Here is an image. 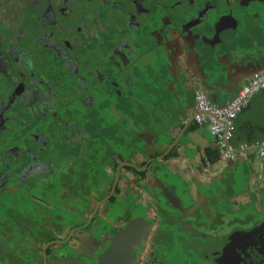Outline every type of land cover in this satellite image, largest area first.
Returning <instances> with one entry per match:
<instances>
[{"label": "flooded vegetation", "instance_id": "flooded-vegetation-1", "mask_svg": "<svg viewBox=\"0 0 264 264\" xmlns=\"http://www.w3.org/2000/svg\"><path fill=\"white\" fill-rule=\"evenodd\" d=\"M260 60L264 0H0V264H264V157L195 120Z\"/></svg>", "mask_w": 264, "mask_h": 264}, {"label": "built area", "instance_id": "built-area-1", "mask_svg": "<svg viewBox=\"0 0 264 264\" xmlns=\"http://www.w3.org/2000/svg\"><path fill=\"white\" fill-rule=\"evenodd\" d=\"M261 91H264V71L251 77L236 96L224 105L210 101L201 91L197 92L195 120L201 125L211 126L212 134L216 137L218 147L225 158L233 159L236 154L250 150H256L258 155L264 157V139L250 143L234 144L233 142L236 119L253 96Z\"/></svg>", "mask_w": 264, "mask_h": 264}, {"label": "rangeland", "instance_id": "rangeland-1", "mask_svg": "<svg viewBox=\"0 0 264 264\" xmlns=\"http://www.w3.org/2000/svg\"><path fill=\"white\" fill-rule=\"evenodd\" d=\"M259 96L256 98V100L254 101L253 105L255 104V106L258 108L261 104V102H263L264 100V94L260 93L258 94ZM258 115V114H256ZM255 115V116H256ZM264 114H260L259 116L255 117L252 115V112L246 110L244 112H241L238 116V118L236 119L237 121V129L238 134L242 135V134H248L251 137L254 138H261L263 135V130L259 129L260 126H263L264 124ZM251 121H256L253 125H251Z\"/></svg>", "mask_w": 264, "mask_h": 264}, {"label": "crops", "instance_id": "crops-1", "mask_svg": "<svg viewBox=\"0 0 264 264\" xmlns=\"http://www.w3.org/2000/svg\"><path fill=\"white\" fill-rule=\"evenodd\" d=\"M256 70H258V69H255V70H251V71H247V75H251L254 71H256ZM247 75H243V83L241 84V87L251 78V77H253L255 74H253V76H250V77H248L247 79H245V76H247ZM240 87V88H241ZM240 88L236 91V90H227V91H230L231 93H232V95L226 100V101H224L222 104H220V105H224L225 103H227L229 100H231L234 96H236V94H237V92L240 90ZM262 92V91H261ZM260 93V92H259ZM259 93H257L256 95H254L253 96V98L251 99V108L248 110V111H250V112H252V115L253 116H255L256 114H258V115H256L255 117H257V116H259L260 114L262 115V114H264V100H263V102H261L260 104V106L257 108L256 106H255V104L253 105V103H254V101L256 100V98L259 96L258 94ZM261 94H264V92H262V93H260V95ZM244 112V111H243ZM264 116V115H263ZM256 121H251V125H253L254 123H255ZM203 125H205V124H203ZM237 121H236V123H235V130H234V140H233V142H234V144H239V143H241V142H253V141H255V140H259V139H264V124H263V126H260L259 127V129H262L263 130V135H262V137L261 138H254V137H251L250 135H248V134H242V135H239L238 134V129H237ZM201 127V129L205 132V134L207 135V133H208V129L205 127V126H200Z\"/></svg>", "mask_w": 264, "mask_h": 264}, {"label": "water", "instance_id": "water-1", "mask_svg": "<svg viewBox=\"0 0 264 264\" xmlns=\"http://www.w3.org/2000/svg\"><path fill=\"white\" fill-rule=\"evenodd\" d=\"M263 60L261 61L260 60V64H261V68H259L258 70H256V71H254L251 75H247V76H245V79H247L248 77H250V76H253V74H256V73H260V72H263L264 71V64H263ZM228 90V89H227ZM226 90V91H227ZM262 92H264V91H262ZM262 92H260V93H262ZM251 108V102L246 106V108L243 110V111H246V110H249ZM242 111V112H243ZM262 230H264V224H261L259 227H257V228H255L253 231H251L250 233H249V236L251 237V238H254L255 236H257Z\"/></svg>", "mask_w": 264, "mask_h": 264}, {"label": "trees", "instance_id": "trees-1", "mask_svg": "<svg viewBox=\"0 0 264 264\" xmlns=\"http://www.w3.org/2000/svg\"><path fill=\"white\" fill-rule=\"evenodd\" d=\"M235 123H236V121H235ZM233 140H234V138H233Z\"/></svg>", "mask_w": 264, "mask_h": 264}]
</instances>
